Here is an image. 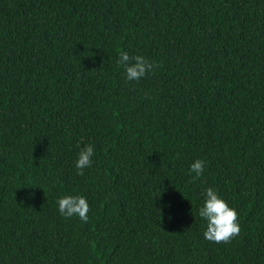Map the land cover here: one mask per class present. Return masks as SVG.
<instances>
[{
  "label": "trees",
  "instance_id": "16d2710c",
  "mask_svg": "<svg viewBox=\"0 0 264 264\" xmlns=\"http://www.w3.org/2000/svg\"><path fill=\"white\" fill-rule=\"evenodd\" d=\"M125 51L161 66L127 81ZM0 264H264V0H0Z\"/></svg>",
  "mask_w": 264,
  "mask_h": 264
},
{
  "label": "clouds",
  "instance_id": "9594fccd",
  "mask_svg": "<svg viewBox=\"0 0 264 264\" xmlns=\"http://www.w3.org/2000/svg\"><path fill=\"white\" fill-rule=\"evenodd\" d=\"M119 65L124 69L127 81H139L147 74L155 71L161 65L150 61L142 55L130 56L128 52H121ZM95 155L94 145L89 143L79 152L75 163L77 174L83 176L84 170L92 166V157ZM205 161L197 159L190 165L191 172L195 173L191 182L199 179L204 172ZM204 203L199 208V216L207 222L203 236L214 243L228 244L235 239L241 231L238 211L230 207L218 192L208 187L203 192ZM59 213L65 218L78 217L82 222H88L90 205L82 195H63L57 200ZM161 212V211H160Z\"/></svg>",
  "mask_w": 264,
  "mask_h": 264
}]
</instances>
